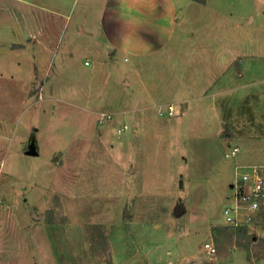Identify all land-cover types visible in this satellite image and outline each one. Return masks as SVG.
<instances>
[{"label":"rangeland","instance_id":"obj_1","mask_svg":"<svg viewBox=\"0 0 264 264\" xmlns=\"http://www.w3.org/2000/svg\"><path fill=\"white\" fill-rule=\"evenodd\" d=\"M86 1L63 27L83 32L73 58L60 43L0 95V264H264V206L223 216L236 172H264V0H175L172 41L134 60L95 43Z\"/></svg>","mask_w":264,"mask_h":264},{"label":"crops","instance_id":"obj_2","mask_svg":"<svg viewBox=\"0 0 264 264\" xmlns=\"http://www.w3.org/2000/svg\"><path fill=\"white\" fill-rule=\"evenodd\" d=\"M77 3L0 0V95L12 94L13 89L6 85L34 84L40 77L39 66L50 61L60 43L65 41L64 60H71L81 49L83 32L68 41L63 30ZM177 12L175 0H101L98 25L92 29L98 37L95 43L106 46L111 54L122 55L124 60L155 55L172 41ZM84 20L81 17V26L86 25ZM90 81L99 85L95 77ZM77 84L85 86L82 81ZM85 88H79L80 94Z\"/></svg>","mask_w":264,"mask_h":264},{"label":"built area","instance_id":"obj_3","mask_svg":"<svg viewBox=\"0 0 264 264\" xmlns=\"http://www.w3.org/2000/svg\"><path fill=\"white\" fill-rule=\"evenodd\" d=\"M163 108L169 115H175L173 104L159 105L157 112L162 113ZM110 117L102 113L99 123L104 124ZM125 126L118 128V134L126 129ZM231 150L229 157H235L240 151L238 147ZM232 186V199L223 210L224 221L225 224L236 228L244 227L251 223L257 211L264 206V172L259 167L236 172ZM202 252L207 261H214L218 255V248L213 241H209L203 245Z\"/></svg>","mask_w":264,"mask_h":264},{"label":"trees","instance_id":"obj_4","mask_svg":"<svg viewBox=\"0 0 264 264\" xmlns=\"http://www.w3.org/2000/svg\"><path fill=\"white\" fill-rule=\"evenodd\" d=\"M193 1H196V2H199V3H205V0H193ZM175 116V115H174ZM262 210V209H261ZM261 210L259 212V215L261 214ZM125 217L127 218V216L125 215Z\"/></svg>","mask_w":264,"mask_h":264},{"label":"water","instance_id":"obj_5","mask_svg":"<svg viewBox=\"0 0 264 264\" xmlns=\"http://www.w3.org/2000/svg\"><path fill=\"white\" fill-rule=\"evenodd\" d=\"M27 154L33 155V154H36V152L34 150H30V151L27 152Z\"/></svg>","mask_w":264,"mask_h":264}]
</instances>
